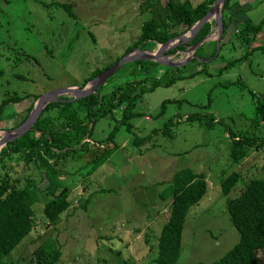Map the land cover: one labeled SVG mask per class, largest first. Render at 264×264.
<instances>
[{
  "label": "rangeland",
  "instance_id": "rangeland-1",
  "mask_svg": "<svg viewBox=\"0 0 264 264\" xmlns=\"http://www.w3.org/2000/svg\"><path fill=\"white\" fill-rule=\"evenodd\" d=\"M54 1L70 2V13ZM54 1L0 0V99L4 93L40 94L80 85L91 69L122 53L147 17L140 10L141 0ZM189 1L195 4L199 0ZM250 5L244 14L253 23L263 17L260 29L244 41L242 36L233 35L235 28L230 26L228 38H221L219 49L215 42L218 54L206 60V70L178 75L172 82L156 85L138 96L133 106L135 113L127 119L129 130L124 123L114 130L108 143H116L117 147L104 162L89 174H84L89 163L83 158L66 163L62 183L70 188L75 211L67 214L70 208L54 224L47 223L41 212L47 196L40 191V199L31 204L36 219L33 230L4 260L35 264L33 247L46 237H55L62 252L52 264H113L120 258L125 264H154L155 236L168 209L157 196L162 186L159 181L169 179L184 166L203 172L208 188L186 214L174 264H208L233 245L238 232L230 222L226 198L237 195L249 177L264 174L263 148H251L239 162H232L225 132L249 128L254 103L257 97L264 98V0H251ZM210 36L215 38L216 33ZM156 46L157 43L150 48ZM202 47L212 46L206 40ZM191 53L180 48L170 54L164 51L173 60H185ZM236 57L242 58L218 70L225 61ZM129 62L120 64L102 88L108 89L127 77L133 68ZM196 63L187 60L179 64L181 71L156 65L152 74H185L200 67ZM25 101L5 106L3 113L14 110L17 114L0 121L5 125L0 134L22 117ZM193 112L202 114L201 123L199 118L184 119ZM209 112L214 119L205 126L203 120ZM168 118L171 123L166 122ZM113 124L109 116H100L91 139L104 140ZM134 133L146 136L134 143ZM15 159L9 160L12 177L29 175L38 186L43 185L44 175L36 161L24 165L21 158ZM231 170H237L239 177L223 194L220 177ZM88 193L89 202L82 209L80 204Z\"/></svg>",
  "mask_w": 264,
  "mask_h": 264
},
{
  "label": "trees",
  "instance_id": "trees-1",
  "mask_svg": "<svg viewBox=\"0 0 264 264\" xmlns=\"http://www.w3.org/2000/svg\"><path fill=\"white\" fill-rule=\"evenodd\" d=\"M212 1L199 0L195 4H191L189 0H165L163 3L161 0H141L139 2L140 10L146 12L147 17L141 21L138 35L125 46L122 53L115 59L91 69L82 79L80 85L109 67L128 50L134 47L150 48L156 43L164 42L169 37L182 33L205 13ZM239 1H222L218 49L220 40L225 37L230 23L228 10L233 3L237 4ZM54 2L70 13V2ZM262 21L263 17L256 23H253L249 18H244L233 25L235 28L233 35L242 36L241 39L244 41L248 40L250 35L253 36L260 29ZM212 23L213 20L203 22L190 38L184 41L180 40L175 46L167 49L166 53H173L177 48L183 49L198 41L210 30ZM205 41L195 47L193 56L188 59L197 61L196 64H200V67L185 74L177 72L167 75L164 71L161 75L155 76L152 72L156 65L163 64L149 59L131 60L133 68L129 69V75L119 83L108 89L102 88L106 79L121 65L93 92L73 99H67L68 95L62 94L60 97L65 99L47 102L26 131L6 141L0 147V264H11L3 257L33 230L36 219L31 204L40 199L41 193L47 196L41 208L42 216L47 223L54 224L61 214H66L65 211L70 208L71 210L67 214L72 210L75 211L76 205H72L74 197H69L70 188L62 183L61 175L66 169V163L83 158L86 163H89L84 174H89L104 162L117 147L116 143L109 144L108 142L111 141V136L118 125L124 123L125 128L129 130L130 123L127 119L135 113L133 106L138 96L146 90L153 89L156 85H166L172 82L178 75H192L206 70L204 67L207 61L218 53L215 52L217 49H215V39L207 40L212 46L209 49L202 47ZM247 53L248 51L245 54ZM198 58L201 59L198 60ZM240 58L242 57L225 61L218 67V70L226 68L231 62ZM164 67L180 71L182 68L181 65H166ZM38 95L33 92L4 93L0 99V121L5 116L13 117L17 114L14 110L3 113L5 106L26 100L27 103L23 108L26 110L25 113L7 126V129L16 126L25 118ZM161 104L163 105V101ZM106 115L114 120L108 135L102 141L91 139L95 121L100 116ZM201 115L193 112L186 114L184 119H200ZM178 119L180 117L177 115ZM213 119V114L209 112L203 123L205 126H209ZM199 121L201 123L202 119ZM166 122L171 123V119L168 118ZM249 126V128L240 131H225L229 137L227 149L232 162H239L248 155L251 148L262 147L264 150V98L257 97ZM0 128H5V125L0 124ZM144 136L146 135L139 136L134 133L131 140L135 143L143 139ZM14 156L15 160L21 158L25 162L24 165L30 161L37 162L41 167L40 172L44 175L42 186H38L29 175L22 179L18 176H11L9 160ZM238 177L237 170H231L220 177V191L226 194ZM160 182L162 186L157 191V196L163 200V205H166L168 209L166 210V219L155 236L156 253L153 261L154 264H174L180 251L182 227L186 214L190 207L197 204L205 195L208 187L203 172L193 170L188 166L180 167L171 174L169 179ZM63 187L64 190H62ZM40 191L41 193H39ZM90 195L88 193L83 197L80 204L82 209L88 204ZM226 210L230 222L238 232V238L231 247L208 264H264V174L249 177L237 195L227 197ZM61 252L58 240L55 237H46L33 247L32 256L35 258V264H52ZM118 260H115L113 264H125L123 259ZM194 264L207 263L196 261Z\"/></svg>",
  "mask_w": 264,
  "mask_h": 264
},
{
  "label": "water",
  "instance_id": "water-1",
  "mask_svg": "<svg viewBox=\"0 0 264 264\" xmlns=\"http://www.w3.org/2000/svg\"><path fill=\"white\" fill-rule=\"evenodd\" d=\"M223 0H213L210 7L205 11V13L194 21L185 31L182 33L176 34L172 37H169L164 42L157 43L155 49L152 48H144L141 49L139 47H134L131 50L123 53L113 64L109 67L103 69L99 74L95 75L94 77L87 80L85 83L81 85H66L63 87H57L53 89L46 90L40 93L34 100L29 112L27 113L26 117L14 126L11 129L5 130L3 133L0 134V147L6 143V141L11 140L21 133L26 131L32 122L37 117L38 113L40 112L41 108L50 101L56 100H63L65 98H61L60 95L65 94L68 95L67 99H73L77 97H81L84 95L93 92L95 88L100 85L120 64L123 62L135 60V59H149L156 61L163 65H179L188 60L189 57L193 56V51L195 47L202 41L207 40L211 33H216V44L219 40V36L221 33V4ZM213 18V25L210 30L198 41L187 45L182 49V51L190 50L192 53L188 56L187 59L183 60H173L170 57H166L164 51L175 46L178 42L184 41L190 38L201 26V24L205 21L210 20ZM64 190V187L62 188ZM61 190V191H62Z\"/></svg>",
  "mask_w": 264,
  "mask_h": 264
},
{
  "label": "crops",
  "instance_id": "crops-1",
  "mask_svg": "<svg viewBox=\"0 0 264 264\" xmlns=\"http://www.w3.org/2000/svg\"><path fill=\"white\" fill-rule=\"evenodd\" d=\"M250 1L251 0H240L239 3H237V4L236 3H233L232 4V6L230 7V9L228 10V13L230 14V20H229L230 23H229V25L227 27L228 28L227 31H229L231 29L230 26L233 27V25L234 24H237L240 20H242L244 18H248V17H246V15L244 13H245V10L248 7L251 6L250 5ZM211 20H213V18H210V20H208V21H211ZM212 25H213V23H212ZM212 25L210 26V28L212 27ZM211 34H214V33H211ZM226 38H228L227 35H226ZM208 39H211L212 40V39H216V37L214 38L213 36H209Z\"/></svg>",
  "mask_w": 264,
  "mask_h": 264
}]
</instances>
